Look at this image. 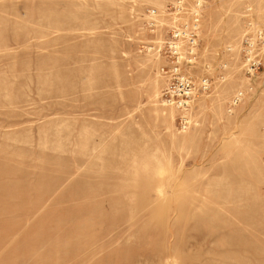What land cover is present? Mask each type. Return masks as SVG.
Instances as JSON below:
<instances>
[{
    "label": "rangeland",
    "instance_id": "1",
    "mask_svg": "<svg viewBox=\"0 0 264 264\" xmlns=\"http://www.w3.org/2000/svg\"><path fill=\"white\" fill-rule=\"evenodd\" d=\"M174 4L0 0V264H264V0Z\"/></svg>",
    "mask_w": 264,
    "mask_h": 264
},
{
    "label": "built area",
    "instance_id": "2",
    "mask_svg": "<svg viewBox=\"0 0 264 264\" xmlns=\"http://www.w3.org/2000/svg\"><path fill=\"white\" fill-rule=\"evenodd\" d=\"M186 1L187 0H175V4L173 6V8L178 12V13H181L183 11L187 12V13H190L192 16L195 17V21H198L199 22V18L198 16L200 17L201 15V12H203V2L204 0H196L197 3H195L194 7L191 8V10L189 11V9L186 7ZM192 1H195V0H192ZM196 27L198 28L199 30V23L198 25H196Z\"/></svg>",
    "mask_w": 264,
    "mask_h": 264
}]
</instances>
